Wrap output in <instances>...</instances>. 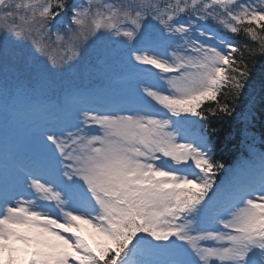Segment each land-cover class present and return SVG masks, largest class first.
I'll use <instances>...</instances> for the list:
<instances>
[{
  "label": "snow or ice",
  "instance_id": "obj_1",
  "mask_svg": "<svg viewBox=\"0 0 264 264\" xmlns=\"http://www.w3.org/2000/svg\"><path fill=\"white\" fill-rule=\"evenodd\" d=\"M261 56L264 0H0V264H264Z\"/></svg>",
  "mask_w": 264,
  "mask_h": 264
},
{
  "label": "trees",
  "instance_id": "obj_2",
  "mask_svg": "<svg viewBox=\"0 0 264 264\" xmlns=\"http://www.w3.org/2000/svg\"><path fill=\"white\" fill-rule=\"evenodd\" d=\"M237 39H243V37H237ZM262 73H264V56L257 58V64H256V68L254 71V79H253L255 88L253 89L250 87L249 89L246 90V93L244 96L245 104L241 106L244 110H247V108L250 106L247 103V101H249L250 98L255 99L256 106L257 108H259V79ZM85 83L87 82L85 81ZM257 120L259 121V116L257 117ZM235 123L236 121H225L224 129L228 130L230 126L234 128ZM256 127L259 128V122L257 123ZM257 147L259 148L261 146L257 145ZM247 155H248L247 152H244L241 155V153L237 150V148L230 144L229 148L223 152V156L221 157L218 153L217 158L218 159L222 158L227 168L234 169L235 165L240 164L241 160L247 157ZM226 175L227 173H221L218 176V179H222Z\"/></svg>",
  "mask_w": 264,
  "mask_h": 264
},
{
  "label": "rangeland",
  "instance_id": "obj_3",
  "mask_svg": "<svg viewBox=\"0 0 264 264\" xmlns=\"http://www.w3.org/2000/svg\"><path fill=\"white\" fill-rule=\"evenodd\" d=\"M243 164H244V160L242 161V163L240 165H237L235 169H238V168L242 167Z\"/></svg>",
  "mask_w": 264,
  "mask_h": 264
}]
</instances>
